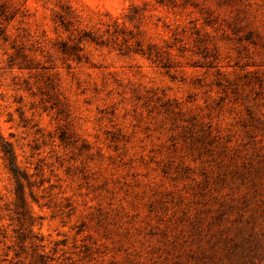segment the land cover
Returning a JSON list of instances; mask_svg holds the SVG:
<instances>
[{"label":"rangeland","instance_id":"obj_1","mask_svg":"<svg viewBox=\"0 0 264 264\" xmlns=\"http://www.w3.org/2000/svg\"><path fill=\"white\" fill-rule=\"evenodd\" d=\"M1 29L0 264H264V0H0Z\"/></svg>","mask_w":264,"mask_h":264},{"label":"trees","instance_id":"obj_2","mask_svg":"<svg viewBox=\"0 0 264 264\" xmlns=\"http://www.w3.org/2000/svg\"><path fill=\"white\" fill-rule=\"evenodd\" d=\"M159 3H164V0H158ZM6 12V11H5ZM5 12L3 14H5ZM108 28V33L115 37V40H119L121 38L120 33H121V29H120V25L118 22H113L107 25ZM1 35L5 32V29H1ZM123 33V32H122ZM87 37V34L84 36ZM5 40H7V38H4ZM83 41V39L85 38H81ZM132 39H134V37H132ZM88 40V38H87ZM123 40L128 43L129 42V38L124 37ZM88 41H95L93 38H89ZM136 45L139 47V49H136L135 51L137 53H141L144 56H147L149 60H152L153 62H162V55H161V51L155 46V45H149L148 46V50H145L143 45L141 44V41H136ZM129 47V45H127ZM72 50H74V52H71V47L70 49L67 46H63V53L64 54H68V55H75L77 58H79V52L81 51V49L77 48V46L72 47ZM6 156H8V161L9 164L11 166V171L13 172L14 176L17 178L18 182L21 181V178L23 177V175L21 174V172L19 171V169L17 168L16 165V157L14 155V153L11 150H4ZM23 199V198H22Z\"/></svg>","mask_w":264,"mask_h":264}]
</instances>
